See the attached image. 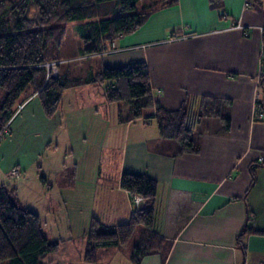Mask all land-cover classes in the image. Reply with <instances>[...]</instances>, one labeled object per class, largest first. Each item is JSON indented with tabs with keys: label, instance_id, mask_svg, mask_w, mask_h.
<instances>
[{
	"label": "crops",
	"instance_id": "crops-1",
	"mask_svg": "<svg viewBox=\"0 0 264 264\" xmlns=\"http://www.w3.org/2000/svg\"><path fill=\"white\" fill-rule=\"evenodd\" d=\"M263 28L264 0H221L215 6L210 0H177L152 11L137 30L117 37L104 51L82 54L85 43L80 42L79 54L69 57L83 67V74L144 59L154 99L164 108L178 109L185 102L191 112L199 113L209 100L216 99L224 109L222 116L230 118L226 130L222 116H202L193 131L200 151L178 154V140L162 137L156 121L146 117L155 109L121 123L116 103L114 120L124 126L121 129L127 143L122 149L118 179L109 186L116 192H107L113 220H129L142 205L121 187L123 171L146 174L158 182L153 229L170 241L168 253H148L141 264H264V233L256 232L264 229V118L258 116L255 104L256 97L263 98ZM106 85L89 83L66 89L60 109L52 117L44 113L38 94L32 95L18 107L6 128L13 136L2 144L14 141L18 131L27 141L33 136L32 144L49 140L51 145L58 137L59 146L72 134H81L75 131L80 125L70 119L75 118L74 110L83 108L94 116L97 136L107 149L109 124L106 115H98V103L105 107L115 102L107 101ZM84 93L91 98L88 104L78 102ZM67 94L71 103L65 109ZM33 104L35 110L27 115ZM35 130L43 131V137ZM0 153L4 185L13 177L9 173L12 166L20 168L17 178H22L39 160V155L26 160L25 168L20 157L2 145ZM252 165L256 175L253 183ZM48 168L56 175L64 171ZM73 169L76 177L79 171ZM106 173L107 169L98 168L97 182L102 186L108 184L102 178ZM93 215H89L88 224ZM246 227L253 230L239 241ZM117 248L106 249L105 257L115 255Z\"/></svg>",
	"mask_w": 264,
	"mask_h": 264
},
{
	"label": "trees",
	"instance_id": "trees-1",
	"mask_svg": "<svg viewBox=\"0 0 264 264\" xmlns=\"http://www.w3.org/2000/svg\"><path fill=\"white\" fill-rule=\"evenodd\" d=\"M218 5L221 0H210ZM177 0H0V134L2 137L26 99L38 94L45 114L52 117L60 109L66 89L85 84L107 83V101L118 104V120L129 122L145 116L147 109H155L146 117L156 121L160 135L180 143L178 154L199 152L200 143L194 138V128L205 115L222 116L223 108L216 99L194 113L185 102L178 109H166L154 99L150 70L146 60L135 59L119 66H103L95 74L69 77L65 73L48 75L47 62L59 61L60 48L67 32L66 22L89 19L78 32L85 45L82 54L104 51L121 35L137 30L152 11L173 5ZM32 5L37 14H31ZM140 6V10H138ZM116 13V14H114ZM114 14V15H111ZM263 88L264 71L260 79ZM226 130L230 118L222 116ZM0 137V141L2 139ZM264 164V160L261 162ZM255 167V166H254ZM253 182L256 175L252 165ZM42 179H45L42 177ZM121 187L134 197L143 196L142 205L129 220L109 224L100 217L90 218L83 261L97 263L102 249H114L126 244L139 225L142 230L129 259L141 264L143 256L166 252L170 241L153 229L158 192L156 179L141 173L123 171ZM12 189L0 185V264H53L43 260L47 253L60 248L61 241L51 240L42 227L41 215L22 206L12 196ZM246 227L239 235L248 231ZM264 233V229L256 230ZM245 248V245L243 244ZM104 250V251H105ZM109 257V256H108Z\"/></svg>",
	"mask_w": 264,
	"mask_h": 264
},
{
	"label": "rangeland",
	"instance_id": "rangeland-1",
	"mask_svg": "<svg viewBox=\"0 0 264 264\" xmlns=\"http://www.w3.org/2000/svg\"><path fill=\"white\" fill-rule=\"evenodd\" d=\"M140 9V6H138V10ZM36 12L37 6L32 5L30 13L37 14ZM88 20L75 19L66 22L67 32L60 48L61 59L56 61L57 71L68 72L72 77L88 75V73L83 74V67L76 60L69 58L79 54L80 48L78 46L80 42L84 41L78 32V28ZM81 47L84 48V45ZM48 71H51V69H48ZM66 98L68 102L66 101L65 109L71 103L68 94ZM90 101L91 98L88 97L87 93L78 96L80 104H88ZM63 103H65V100H63ZM98 105V115L99 112L106 115L109 124L107 127V149L103 148L101 139L99 140L97 136L99 130L97 124L93 125L94 116L89 111H84L83 108L79 111L74 110L73 113H76L75 118L72 116L70 119V121L80 125L75 131H77L76 133L81 132V134L78 136L72 134L70 139L61 140L59 146H56L58 137L51 145H48L49 140L32 144L29 141L33 136H30L27 141V138L19 135L18 131L14 141L3 145L2 143L6 139L13 136L9 134V130L0 141V146L2 145L3 149L10 153L14 152L16 156L20 157V163L25 168L29 163L26 160H31L34 156L39 155V160L29 167L27 175L24 174L22 178L14 176L9 178L5 183V187L13 190V198L22 206L40 213L44 231L51 240L59 239L61 241L60 248L57 251L47 253L44 256L43 260L45 262L51 260L53 264H132L129 255L142 230L141 225L136 228L126 244L117 248L115 255L106 258L105 249H102L99 262L88 263L82 259L87 243L86 231L89 215L96 214L110 224L121 221L113 220L107 192L112 188L109 186H113L116 179H118L122 149L127 141L124 142L125 136L121 129L123 125L117 123L116 118L114 120L116 102L108 103L105 107L102 106V102ZM31 110H35V104L27 110L28 113L26 114L28 115ZM17 122L19 121H16L14 125ZM153 123L154 126H157L155 122ZM14 125H12V128H14ZM35 131L43 137V131ZM60 138L62 139V133ZM0 159L2 160L1 157ZM52 166L53 169L64 168V171L56 175L48 168ZM74 167L79 171L76 177L72 174ZM102 167L107 169V173L102 175V178L108 181V184L104 186L97 182L98 168ZM69 174L71 175L68 178ZM25 177H27L26 181ZM42 177L46 180H42ZM112 191L115 190L112 189ZM123 219L122 221H124Z\"/></svg>",
	"mask_w": 264,
	"mask_h": 264
},
{
	"label": "built area",
	"instance_id": "built-area-1",
	"mask_svg": "<svg viewBox=\"0 0 264 264\" xmlns=\"http://www.w3.org/2000/svg\"><path fill=\"white\" fill-rule=\"evenodd\" d=\"M46 66L48 69H51V71L48 72V75L56 76L59 74V71H57L58 68H57V62L56 61L47 62ZM255 104H256V109H257L256 112H257L258 116L264 118V107H263V103H262L260 97H256ZM0 137H2L1 134H0ZM1 173H2V168L0 166V185L2 184ZM9 173L14 177H19L21 174V170L18 166H12L11 169L9 170ZM133 200L136 204H140V202L143 200V196L141 194H136L133 197Z\"/></svg>",
	"mask_w": 264,
	"mask_h": 264
}]
</instances>
